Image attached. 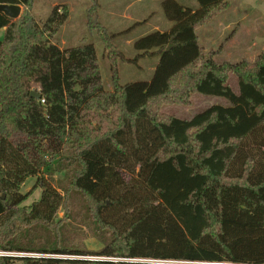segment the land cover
Masks as SVG:
<instances>
[{
    "label": "trees",
    "instance_id": "obj_1",
    "mask_svg": "<svg viewBox=\"0 0 264 264\" xmlns=\"http://www.w3.org/2000/svg\"><path fill=\"white\" fill-rule=\"evenodd\" d=\"M89 1L94 30L100 7ZM196 1L164 0L173 27L137 38L135 59L112 50L105 91L92 43H55L67 4L40 22L34 0H0L23 8L17 20L0 12V251L22 254L0 264H264V54L215 62L197 30L229 1ZM150 56L151 80L119 83L117 61ZM192 94L229 103L191 119L160 113ZM29 178L42 192L26 206ZM87 236L102 248L86 249Z\"/></svg>",
    "mask_w": 264,
    "mask_h": 264
},
{
    "label": "rangeland",
    "instance_id": "obj_2",
    "mask_svg": "<svg viewBox=\"0 0 264 264\" xmlns=\"http://www.w3.org/2000/svg\"><path fill=\"white\" fill-rule=\"evenodd\" d=\"M163 1L97 0L100 7L97 19L101 27L94 30L88 24V9L91 7L89 0H34L33 13L40 22H44L48 19L54 6L64 4L69 6V19L56 36L55 43L61 48H70L85 42L92 43L96 49L104 90L110 91L113 88L111 67L114 62V54L112 50L122 51L124 56L135 59L139 55V52L133 46V42L137 38L155 30L160 32L169 31L173 27V22L169 21L164 15ZM178 1L186 7L198 8L196 0ZM243 1L241 3V0H230L231 7L229 10L227 9V12L224 11L216 15L210 22L205 24V27L211 25L215 27L212 39L216 41L213 45L208 44L205 50L207 52L218 51L214 58L218 64L225 62L233 65L241 62L252 64L259 55L264 54V38L261 37L264 36V25L261 22L264 20V3L261 4L260 0ZM128 4H132V6L127 13L125 9ZM232 7L233 10H238L235 11L234 18L230 17L229 14ZM127 14L138 17L141 22L127 20ZM218 20L223 21L222 25L231 20L239 24L224 29L217 22ZM204 30L205 28L203 32ZM3 31H0V39ZM104 37L110 38L111 48L105 45L106 40H104ZM236 38L237 44L229 45L227 43L232 40L236 42ZM238 41H240V44H238ZM201 44L205 46L203 41H201ZM158 60L157 56H150L139 58L137 62L133 63L117 61L119 83L123 85L130 82L151 80ZM227 83L235 93L239 92L238 77L234 73H228ZM228 103V100L222 97L192 94L188 105H166L161 107L160 113L180 119H191L213 105L225 106ZM55 177L61 179L63 174H58ZM36 181V178H29L22 186V193H30L31 195L25 203L26 206L38 201L41 196V189L36 190L35 188ZM59 217H65L64 209L59 211ZM74 234L80 235L81 233L76 225H70L67 228V236L69 239H74ZM84 245L86 249L91 251H98L102 248V244L91 236L84 239ZM8 255L18 257L22 254H10L0 251V257ZM87 258L97 260L95 257Z\"/></svg>",
    "mask_w": 264,
    "mask_h": 264
},
{
    "label": "crops",
    "instance_id": "obj_3",
    "mask_svg": "<svg viewBox=\"0 0 264 264\" xmlns=\"http://www.w3.org/2000/svg\"><path fill=\"white\" fill-rule=\"evenodd\" d=\"M229 1V3H230V0H228ZM242 2H244L243 0H241V3ZM260 3L261 4H263L264 3V0H260ZM131 6H132V4H128L127 6H126V9H125V11H127V13H128V11H129V9L131 8ZM244 6V5H243ZM231 7V3L229 4V7H228V10H229V8ZM236 7L238 8V6L236 5ZM228 10H226L225 12H227ZM235 11L237 12L238 10H233V7H232V9L230 10V17H232V18H234L235 17ZM127 20H130V21H137L138 23L139 22H141L140 20H139V18L138 17H134V16H132V15H130V14H127ZM217 22H219L220 23V26L221 27H223L224 29H229L231 26H234V25H238L239 23L238 22H235V21H233V20H231V21H228L226 24H223L222 25V22L223 21H220V20H218ZM225 22V21H224ZM262 22V24L264 25V20L263 21H261ZM206 25H203L202 27H200L198 30H197V35H198V39H199V43H200V45L204 48V49H206V47H207V45L208 44H211V45H213L214 43H215V39H212V36H213V34H214V31H215V27L214 26H207V27H205ZM205 28V30H204V32H203V29ZM232 28V27H231ZM200 30H202V31H200ZM1 31V30H0ZM155 31H157V30H155ZM201 32V33H200ZM203 32V33H202ZM239 37V36H238ZM237 37V38H238ZM262 38H264V36H261ZM237 38H236V42H235V40H232V41H228L227 43L230 45H232L233 43H236L237 44ZM201 41H203V43H204V45L205 46H203L202 44H201ZM238 44H240V41H238ZM229 49H231V50H235V49H233V48H229ZM215 51V50H214ZM216 52V51H215Z\"/></svg>",
    "mask_w": 264,
    "mask_h": 264
},
{
    "label": "water",
    "instance_id": "obj_4",
    "mask_svg": "<svg viewBox=\"0 0 264 264\" xmlns=\"http://www.w3.org/2000/svg\"><path fill=\"white\" fill-rule=\"evenodd\" d=\"M0 12L13 20H17L21 17L23 8L19 5H0ZM31 96L36 99H40V95L38 93L32 92ZM2 198L4 199V194L2 195Z\"/></svg>",
    "mask_w": 264,
    "mask_h": 264
},
{
    "label": "built area",
    "instance_id": "obj_5",
    "mask_svg": "<svg viewBox=\"0 0 264 264\" xmlns=\"http://www.w3.org/2000/svg\"><path fill=\"white\" fill-rule=\"evenodd\" d=\"M44 102V101H43Z\"/></svg>",
    "mask_w": 264,
    "mask_h": 264
}]
</instances>
